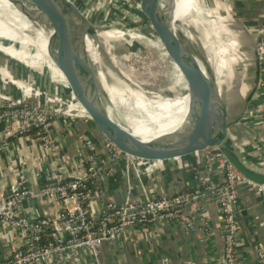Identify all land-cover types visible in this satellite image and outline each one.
Here are the masks:
<instances>
[{"label":"water","instance_id":"obj_1","mask_svg":"<svg viewBox=\"0 0 264 264\" xmlns=\"http://www.w3.org/2000/svg\"><path fill=\"white\" fill-rule=\"evenodd\" d=\"M8 1L31 21L34 29L42 27L47 32L50 31L47 53L64 77L59 74L56 77L47 62H43L42 67L36 71L44 88H47L55 102L60 120L77 138L89 159L94 161V169L102 177L116 176L125 182L123 188L128 185L134 188L141 186L143 191L142 186L146 187L145 181L162 174L171 165L215 147L241 176L264 185V168L259 167L256 161H250L244 156L239 142L231 135L233 128L242 125L251 103L259 93L263 68L257 47L260 33L264 32V30L261 31L262 25L257 28L259 30L256 37L254 36V46L250 48L245 45V51L247 50L245 53L248 54L245 58L251 59V65L245 66L246 68L240 67L242 65L237 68L233 66L236 73L234 76L236 86L237 81L241 80L240 73L246 70L248 75L244 81L247 88L243 82L238 84L240 96L244 98L243 105L240 107L235 103V105L230 104V100L240 96H225L215 77V71L209 72L211 70L209 63L194 47L197 39V24L200 20L199 14L191 10L183 18L176 19L177 0H140L145 25L133 30L120 28L119 24L90 19L72 0ZM103 29L123 33L125 36L128 35L129 39L124 36V39L106 41L99 36V31ZM35 32L37 31L29 29L24 34L32 39H38L40 34ZM133 34L136 37H133ZM246 34L250 36L248 38L252 37V33ZM87 39H93L104 51L107 49V52L114 53L132 52L140 47L149 48L161 42L175 62L181 63V58H184L186 94L189 95V104L181 128L164 134L153 142L141 140L140 142L136 137L119 131L122 126L109 118L99 102V91L91 83L88 75L95 78L96 76L79 69L75 64V57L70 53L76 47L86 46ZM33 49L35 50L33 52L38 50L37 47ZM17 76L13 75L14 79L20 78ZM126 154L147 160L128 164L123 159ZM76 178L82 179L78 175ZM84 181L93 186L97 193L100 192L99 187L94 186L89 179ZM5 197L8 202V196ZM103 197L106 200V192H103ZM37 199L46 198L36 197L31 202ZM123 201L113 200L118 204ZM244 214L245 211L240 207L237 208L235 216L239 226L241 216ZM141 228L137 227V229ZM222 263L227 264L223 260V253L219 264Z\"/></svg>","mask_w":264,"mask_h":264},{"label":"built area","instance_id":"obj_2","mask_svg":"<svg viewBox=\"0 0 264 264\" xmlns=\"http://www.w3.org/2000/svg\"><path fill=\"white\" fill-rule=\"evenodd\" d=\"M72 1L79 6L81 4L80 7L90 19L97 18L102 5L117 7L119 10L127 8L128 16L132 21H139L141 18L140 0ZM135 5L138 6V10ZM142 17H144L143 13ZM144 25L145 20L142 26L131 30L139 29ZM261 27V31L264 30V24ZM260 34L257 50L263 70L259 90L264 93V32ZM0 82L2 83L0 84V123L4 124L0 131V149L7 148L10 139L28 138L42 145L49 153L58 152L60 145L53 137L51 129L60 117L50 93L33 83H30V89H27L19 83V79L8 78L6 74L0 76ZM13 88L18 94H14L16 91ZM256 113L264 116V98ZM204 154L208 162L220 160L225 178L221 186L213 187L210 182H206L201 186L172 195L162 194L159 197H152L146 194L145 197L140 198L133 195L135 188L128 185L122 189L125 197L120 204L113 202L111 198L104 200L102 176L95 171L94 161L89 159L83 147L79 152L80 162L75 168L52 166L42 183L34 187L27 184L26 178L22 177L19 185L7 195L8 202L6 197L0 198V230L4 226H9L14 231L21 232L23 242L11 255L0 257V264H50L52 259L62 262L65 255L76 256L79 253L89 256L91 264H107L102 252L106 243L125 242L129 233L137 227L177 222L190 228L194 226V222L187 214L186 208L190 205H198L202 198L209 196H215L217 199L226 222L223 230V260L227 264H236L234 255L240 226L235 213L239 208V189L247 187L263 193L264 185L241 176L217 148H209ZM77 175L82 179L76 178ZM87 179L94 186L99 187V193L93 186L85 183L84 180ZM142 187L145 191L144 186ZM36 197H44L48 200L56 198L59 201L58 214L52 217L49 213L39 211L40 213L34 215L32 219L25 218L22 213L24 202H31ZM93 198H97L100 204V210L95 216L90 209ZM20 211L21 215H19ZM47 231H50L47 235L50 239L43 243L42 235ZM257 255L258 264H264V246L258 248ZM160 264L195 263L189 260L172 262L164 258Z\"/></svg>","mask_w":264,"mask_h":264},{"label":"crops","instance_id":"obj_3","mask_svg":"<svg viewBox=\"0 0 264 264\" xmlns=\"http://www.w3.org/2000/svg\"><path fill=\"white\" fill-rule=\"evenodd\" d=\"M225 1L231 9L232 20L244 23L247 32H256L257 28L264 24V0ZM223 10L227 15V10ZM4 48L2 50L19 60L16 51H7ZM19 61L36 70L42 67L43 62H47L56 77L58 74L64 77L47 52L42 55L38 51L29 53L22 49ZM19 67L21 68V65ZM4 71L5 67L0 69V76L5 75ZM18 79L20 84L30 89L29 81ZM44 90L48 91L47 88ZM255 98L242 125L233 128L231 135L239 142L243 155L264 168V116L256 113L263 101L264 93L259 92ZM3 127L4 124L0 123V131ZM159 127L164 132L169 129ZM51 130L60 145L58 152L49 153L42 145L28 138L10 139L8 147L0 149V198L10 194L19 185L22 177L26 178L27 184L34 187L42 183L52 166L75 168L80 162L79 152L82 147L62 121H55ZM132 157L135 161L133 163L147 160ZM206 182H210L213 187H219L224 184L225 178L220 160L208 162L203 152L171 165L162 174L145 181V191L138 186L133 195L143 198L146 194L151 196L172 194L201 186ZM123 185L125 182L116 176L102 177L103 192L107 193L106 200L111 198L123 201ZM40 200L24 202L22 213L25 218L32 219L34 215L40 213L39 211L49 213L52 217L58 214L59 201L56 198ZM239 207L245 214L240 220L235 261L237 264H258L257 250L264 246V194L240 187ZM90 209L93 216L98 214L100 204L97 198H93ZM186 212L194 226L189 228L177 222H167L136 228L129 233V240L126 239L122 243L108 242L104 245L102 251L104 261L107 264H160L164 258H168L172 262L189 260L195 264H219L223 253V230L226 222L217 199L215 196L202 198L198 205L188 206ZM22 236L21 232L14 231L9 226L2 227L0 257L11 255L14 249L22 244ZM50 264H91V261L89 256L79 253L76 256L65 255L62 262L52 259Z\"/></svg>","mask_w":264,"mask_h":264},{"label":"rangeland","instance_id":"obj_4","mask_svg":"<svg viewBox=\"0 0 264 264\" xmlns=\"http://www.w3.org/2000/svg\"><path fill=\"white\" fill-rule=\"evenodd\" d=\"M199 3L203 15L200 16L199 24H197V39L196 43H193L195 46H193L200 52L201 56L207 60L211 69L209 72H212L215 71L217 67L214 60L215 56H213L212 52L210 53V46L212 43L221 40L232 44L225 54L227 74L225 73L220 78L215 73V77L218 81L220 80L219 86L222 87L225 96H240V90H238V84H240V81H237L238 84L236 86L234 81L236 73H234L235 69L233 66L235 65L234 67L236 68L240 65H242L240 67H248L252 62L251 59L245 58L248 54L238 50L239 41L242 40L243 44L248 45L251 48L254 46V36L256 37L259 29H257L256 32H247V28H245L240 20L234 22L231 18L229 4L225 0H199ZM80 6L82 5L80 4ZM223 9L227 10V15H225L226 13L224 14ZM128 15L129 11L127 8L119 10L117 7H107L102 5L99 8L96 19L103 22L113 23L114 25L119 24L120 28L123 29H131L143 25L145 17H142V13H140L141 18L139 21H132ZM224 29L228 31L226 32ZM2 33L5 32H0V69L5 67L4 72L8 77L18 75L19 77L28 80L30 83H33L40 88H44L42 87L43 85L37 75L36 69L19 61L21 60L22 49L29 53H34L33 51L35 50L33 48L36 46L31 43L24 45L23 43H20V41H14L12 36ZM246 33H252V37L248 38L250 36ZM100 36L106 41L111 39H124L125 37L129 39L128 35L125 36L123 33H117L116 31L111 30L101 32ZM133 37L136 36L133 34ZM3 47H5L4 49L7 51H16L17 56L20 57L19 60L2 50ZM164 49L168 52L166 46H164ZM37 51L38 53H42V55L46 54V52L40 48H38L36 52ZM107 51L108 50L106 49L102 52L107 53L112 62L106 64L103 68H105L113 77L112 86L116 91H108L100 84L98 78L96 79L92 75L88 76L90 77L91 83H93L99 91L100 104L108 114L109 118L116 124L125 128L129 127V116L141 115L140 111L132 108L137 101L135 98L139 100L153 101L163 98H175L187 93L185 76L182 72V74H179V72L175 71L173 62L179 67V69L180 66L170 54L165 55L164 50H161L156 44L149 48L140 47L135 51L127 53H114ZM19 65H21V68ZM0 84L2 85L1 82ZM13 90L16 91L14 94H18L15 88H13ZM243 100L244 98L240 96L235 100H230V104H237L242 107Z\"/></svg>","mask_w":264,"mask_h":264},{"label":"bare ground","instance_id":"obj_5","mask_svg":"<svg viewBox=\"0 0 264 264\" xmlns=\"http://www.w3.org/2000/svg\"><path fill=\"white\" fill-rule=\"evenodd\" d=\"M199 4V0H177L175 10L176 19L181 17L183 18L191 10L196 11L199 16H202L203 14L201 13ZM135 8L138 10L137 5H135ZM29 29L37 31L35 33L40 34L39 38L35 40L25 35L24 33H26V31ZM103 31L106 30L103 29L99 31V36ZM0 32H5L2 34H8L12 36V39L14 41H20L24 45L31 43L41 50L47 52V43L51 34L50 31L47 32L46 29L42 27H40L39 29H34L31 21L8 0H0ZM229 44L230 42L217 40V42L212 43V45L210 46V53L212 52L213 56H215L214 60L217 66L215 73L220 78L225 73L227 74L225 54L228 51ZM157 46L160 47L161 50H164L165 55L169 54L167 51H165L164 46L163 44H161V42H158ZM81 47H76L72 50V52H70L71 55L75 57L76 66L81 70L93 73L96 78H98L102 86H104L110 92H115L116 89L112 86L113 77L105 68H103L106 64L112 62L110 56L107 53L102 52L104 51L103 48L99 47L93 39H87L86 46H84L83 48ZM181 60L182 62L178 63L181 70L174 62L173 65L176 72H179V74L183 73V75L185 76V59L181 58ZM135 99L137 101L132 108L140 111L141 115L129 116V127H120L119 131L123 133L126 132L130 136L136 137V139L139 141L141 140L145 142H153L159 139V137L164 134L177 131L183 125L184 118L186 117V114L188 112V94L175 98L153 100L154 102L152 100H139L137 98ZM159 126L169 127V129L167 128L168 130L164 132L160 129ZM132 156L134 155L126 154L123 159L126 161V163L131 164L135 162Z\"/></svg>","mask_w":264,"mask_h":264},{"label":"flooded vegetation","instance_id":"obj_6","mask_svg":"<svg viewBox=\"0 0 264 264\" xmlns=\"http://www.w3.org/2000/svg\"><path fill=\"white\" fill-rule=\"evenodd\" d=\"M232 46V44L230 43L229 44V48ZM245 44H243L242 43V41H240L239 42V48H238V50L239 51H242L243 53H245L246 51H245ZM241 75H240V82H243V84H244V86H246V84L244 83V81L247 79V77H248V75L246 74V70H244L242 73H240Z\"/></svg>","mask_w":264,"mask_h":264},{"label":"trees","instance_id":"obj_7","mask_svg":"<svg viewBox=\"0 0 264 264\" xmlns=\"http://www.w3.org/2000/svg\"><path fill=\"white\" fill-rule=\"evenodd\" d=\"M39 77V76H38ZM40 81H41V79H40ZM41 84H42V81H41ZM43 85V84H42ZM42 87H44V85L42 86ZM186 190V189H185ZM48 233H50V231H47V233H44L42 236H43V243L45 242H47L50 238H48Z\"/></svg>","mask_w":264,"mask_h":264}]
</instances>
